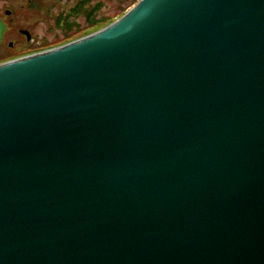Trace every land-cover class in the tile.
Segmentation results:
<instances>
[{
    "label": "water",
    "instance_id": "95a60500",
    "mask_svg": "<svg viewBox=\"0 0 264 264\" xmlns=\"http://www.w3.org/2000/svg\"><path fill=\"white\" fill-rule=\"evenodd\" d=\"M0 264H264V0L0 65Z\"/></svg>",
    "mask_w": 264,
    "mask_h": 264
},
{
    "label": "flooded vegetation",
    "instance_id": "af4514ba",
    "mask_svg": "<svg viewBox=\"0 0 264 264\" xmlns=\"http://www.w3.org/2000/svg\"><path fill=\"white\" fill-rule=\"evenodd\" d=\"M0 22L4 31L0 40V65L46 53L96 31L99 0H0ZM24 9L23 16L17 10ZM21 17L22 19H19ZM40 17V20H37ZM30 20V21H29ZM20 21L24 22L23 25ZM43 26L37 32L36 24ZM33 27V29H32ZM62 36L48 43L49 37Z\"/></svg>",
    "mask_w": 264,
    "mask_h": 264
},
{
    "label": "rangeland",
    "instance_id": "374dc122",
    "mask_svg": "<svg viewBox=\"0 0 264 264\" xmlns=\"http://www.w3.org/2000/svg\"><path fill=\"white\" fill-rule=\"evenodd\" d=\"M138 1L139 0H137V2ZM99 2L101 3V7H102L101 12L99 13V18H110V19H116V18L118 19L122 12L129 11L136 4V3L134 4L133 0H99ZM3 7H6V6H4V4L2 2H0V9ZM17 13H19V15L23 16L24 9L19 10V11L17 10ZM19 19H22V18L19 17ZM37 20H40V17H38ZM20 24L23 25L24 22L20 21ZM36 27L38 28L37 32L41 33L43 30V26H41V24L37 23ZM32 29H33V27H32ZM61 38H62V36H57V37L51 36L48 39V43L58 41Z\"/></svg>",
    "mask_w": 264,
    "mask_h": 264
},
{
    "label": "trees",
    "instance_id": "16d2710c",
    "mask_svg": "<svg viewBox=\"0 0 264 264\" xmlns=\"http://www.w3.org/2000/svg\"><path fill=\"white\" fill-rule=\"evenodd\" d=\"M134 1V4L137 2V0H133ZM117 19V18H116ZM116 19H110V20H106V21H102L101 23H99V25L98 26H100V28H102V27H105L106 25H109V24H111V23H113ZM97 26V27H98ZM99 28H97V30H98Z\"/></svg>",
    "mask_w": 264,
    "mask_h": 264
}]
</instances>
